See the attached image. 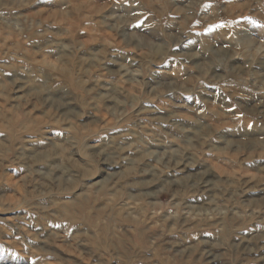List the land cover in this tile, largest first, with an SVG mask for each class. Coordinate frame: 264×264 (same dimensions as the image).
I'll return each instance as SVG.
<instances>
[{
    "label": "rangeland",
    "instance_id": "1",
    "mask_svg": "<svg viewBox=\"0 0 264 264\" xmlns=\"http://www.w3.org/2000/svg\"><path fill=\"white\" fill-rule=\"evenodd\" d=\"M0 264H264V0H0Z\"/></svg>",
    "mask_w": 264,
    "mask_h": 264
}]
</instances>
